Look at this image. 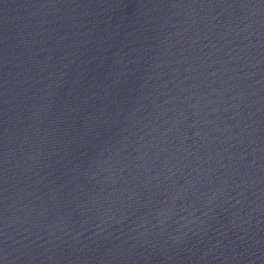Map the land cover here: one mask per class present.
Masks as SVG:
<instances>
[{"label":"water","instance_id":"95a60500","mask_svg":"<svg viewBox=\"0 0 264 264\" xmlns=\"http://www.w3.org/2000/svg\"><path fill=\"white\" fill-rule=\"evenodd\" d=\"M0 264H264V0H0Z\"/></svg>","mask_w":264,"mask_h":264}]
</instances>
